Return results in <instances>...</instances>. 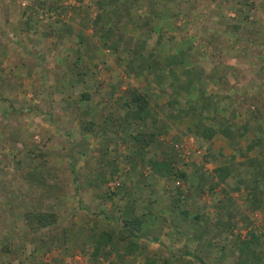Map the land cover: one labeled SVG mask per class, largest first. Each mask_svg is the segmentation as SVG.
<instances>
[{
	"label": "rangeland",
	"instance_id": "rangeland-1",
	"mask_svg": "<svg viewBox=\"0 0 264 264\" xmlns=\"http://www.w3.org/2000/svg\"><path fill=\"white\" fill-rule=\"evenodd\" d=\"M143 1L140 0V8L134 7L130 14L132 17H139L140 23H143L145 27L151 26V24L147 26L144 20L148 10L154 7V1L158 2V8L163 12L162 18L152 24L154 32H157V28L163 27V45L157 52L159 56L164 58L167 54L181 53L184 56L183 68L185 72L189 71L188 76L195 81L221 79L222 83H218V96H221V103L224 104L228 103L225 96H231L229 107L232 108L228 117L233 119V122H237V125L253 118L250 114L255 111L262 115H255L252 123L253 121L256 124L264 123V0ZM31 4L32 8L38 9L39 14L38 16L24 15L22 19L25 25L22 24V27L19 23L17 28L14 26L6 28L4 18L0 17V73H4L0 75V173L6 171L7 174H13L8 177L16 186L14 181H19L18 174L23 173L22 170H29L26 164L31 163L29 160L32 159L35 167L29 170L28 179L33 178L35 184L40 187V212L54 213L58 221L57 211L62 210L61 213L63 211L67 213V210H71L72 207L65 208L64 205L70 201L74 204L76 200L75 195H71L74 184L68 165L69 158H73V162L75 164L77 162L83 171L90 169L94 173L99 170L96 169L94 162L96 155L102 154L104 150L96 137L97 134H94L100 130L84 129L86 124L92 122L93 114L87 115L85 113L88 111L87 108L85 112H77L75 109L79 104L78 99L73 95V92H76L73 88L77 87L76 74L82 73V77L84 73L91 72L92 76L89 77V82L86 80V83L97 94V98L93 97L96 101L98 99L105 101V97H102L105 96L103 93L110 91L109 85L99 79L102 73L106 75L105 79L115 80L117 87H138V82L124 76L119 78L122 74L115 64L114 54L103 43L106 39L100 38V30L95 37L91 35L93 25L90 26V19H94L98 12L95 0H40L38 2L35 0ZM34 13L33 11L32 14ZM71 22H75L79 27L86 24L80 40L78 37L68 36V34L71 35L70 31L72 33V27H74ZM52 26L59 27L60 31L56 32L55 29L54 32ZM82 43L94 46L89 51ZM8 44H11V49L8 48ZM5 51L8 56L4 54ZM79 56H86L88 59L101 57V59H98V65L90 69L91 71L77 60L74 62L76 69L71 71L72 69L65 63L68 61L67 58L75 61ZM116 90L118 91L114 87L115 93ZM193 90L198 91L197 87ZM193 97L195 98L196 94ZM196 107L199 109V106ZM91 112L94 111L91 110ZM219 114L222 115L223 112ZM102 115L105 116V113L100 115L97 112L93 115L94 120L102 119ZM177 119L179 121L180 118ZM177 124H174L175 128ZM183 127L178 126L179 133L192 137L194 142H190V154L187 160L184 159L182 162L179 158L174 168L177 172L184 173L185 178L174 177V180L170 181L169 176L168 180L164 177V181H161V178H157L159 174L155 175L156 177L152 175V178L141 177L152 169L147 167L151 165V161L140 162L139 171L135 174L131 171L128 175L129 171L125 172V170L129 163L120 161L116 157L118 161L113 160L112 165L105 167V172L97 176L95 183L90 182L89 179L84 181L86 179L84 178L83 185L76 194L79 199L83 198L81 207L87 208L92 214L85 213L80 206L78 209L73 207L63 227L68 230L59 231L56 227L41 228L40 238L34 241L31 248H26L29 249L26 254L30 256V250L36 244L35 247L40 246V257L35 258L37 259L35 264H95L96 262H91L94 258L87 253V247L81 245V240L77 238L70 240L71 235L85 232L92 236V233L102 230L103 224L110 229L113 228L110 231L117 236L116 241H126L128 238L119 239L118 227L96 214L102 210L111 220L110 213L114 208L113 217L121 223L122 219L129 216L130 206H135L136 197H147L148 201L153 199L159 202L157 198L161 194L164 197L163 201L170 207L169 217L174 218L169 221L167 217H160L162 224L155 235L164 247L159 245L152 249L149 245H143L148 244L147 242H142L139 251V246L137 249L136 244L132 246L131 243L126 242L124 250L116 256L114 254L113 258L110 257L107 264H146L147 261H155V264H199L190 257H178L184 250L201 256L205 264H240V259L245 258L238 259L239 252L232 243L238 244L249 232L256 231L263 234L259 246L260 254L257 253L260 256L257 264H264V209L251 211L247 204L246 187L237 183L239 177L256 178L254 169L252 170L255 174L249 169L248 173H245L247 165L242 162L244 156L257 153V148L252 152L244 150L247 141L253 135L248 133L246 138L240 141L236 139L235 132H231V138L236 145L233 151L226 139L224 142L216 140L217 147L214 149L213 143L192 134L187 130V125ZM138 130L143 129L140 127ZM148 139L149 136H147ZM118 146L110 144L108 148L115 151ZM208 150L217 157H210L206 162L204 155ZM229 150L234 154L232 158L235 155L237 158L231 162V166H228L225 160L228 156L226 152ZM152 151L153 149L149 151V154ZM156 151L154 153L159 155V151ZM197 151H199L198 155ZM111 156L115 155L111 154ZM125 157L127 161L133 163L128 154ZM115 165L117 171L114 169L112 172L111 169L116 168ZM221 166L227 167L228 175L224 181L221 180V176L219 180L214 181L213 170ZM17 168L21 171L15 170ZM263 171L264 169L261 170V175ZM249 173H251L250 176ZM192 177L194 182L201 177L203 179L204 186L199 189V192L189 189L191 186L188 188L187 178ZM155 178L158 182H163L164 190L152 191L148 194L149 190L158 187L153 183ZM24 180H26L25 177ZM126 180L138 182L143 190L147 189V194L137 190L139 188L137 184ZM97 184L103 187L102 190L97 188ZM220 185L222 186L218 193L215 190ZM22 186L24 185L20 182L19 187ZM21 189L24 191L25 187ZM45 190L54 192L50 199L53 202L55 199H60L59 207H49L44 204ZM85 191H87L86 196H84ZM229 192L233 196L229 195ZM28 193L30 195V192ZM221 195L224 196L222 200L219 199ZM230 196L232 199L229 198ZM115 198H124V200L127 198L125 201L127 211L124 212L125 207L120 209L123 214L117 213L118 209L113 206ZM228 198L233 200L235 206L231 205L233 203ZM207 208L211 211L209 212L211 217H208ZM153 211L154 209L151 213ZM188 212H198V216L200 215V220L194 219L200 231L202 227L205 228L202 224L206 221L220 219L221 221H216L217 225L221 226L220 231H217V238L213 241L214 232L207 230L202 237L198 235L200 232H196L195 226L190 221L193 217L189 216ZM143 216L145 218L144 214ZM225 218H228L230 222ZM23 227L24 233H32L27 228L25 220ZM169 229L173 235L168 231ZM101 233L102 231L97 236L93 235L98 242ZM145 233L154 235V232L150 230ZM22 242L24 239L19 243ZM112 246L114 243H109V247ZM132 249L133 251L130 252ZM138 251L140 253L136 254ZM15 252V257L22 253L20 249ZM0 253L12 254L11 243L1 242ZM1 258L3 260L5 256Z\"/></svg>",
	"mask_w": 264,
	"mask_h": 264
},
{
	"label": "crops",
	"instance_id": "crops-1",
	"mask_svg": "<svg viewBox=\"0 0 264 264\" xmlns=\"http://www.w3.org/2000/svg\"><path fill=\"white\" fill-rule=\"evenodd\" d=\"M35 0H0V17L4 18V25L7 27L9 26H14L18 27L17 25L20 23V27H22V24L25 25L24 15L27 16H38L39 12L36 7L32 8L31 2ZM37 2L40 0H36ZM56 1V0H55ZM143 1V0H142ZM140 0L135 1V7L138 9L140 8ZM144 2V1H143ZM16 3V5H14ZM2 4V5H1ZM138 6V7H137ZM150 8V7H149ZM32 10V11H31ZM31 11V12H30ZM35 12L32 14V12ZM136 19V17H133ZM102 19H104L102 17ZM111 23V22H110ZM133 23H136L135 25ZM71 24L74 26L72 27V33L70 31V34L68 36L70 38L73 37H78L80 40V36L82 35V32L84 31V27L86 24H82V27H79L76 25L75 22H71ZM59 25V24H58ZM92 25V19H90V26ZM113 27H116V33L115 37L116 40L118 41H123L126 42L128 45H134V44H143L144 42L146 43V39L150 38L151 41L155 39V36L153 33L150 32V28L145 27L143 23L140 22H135V20L128 21L125 19L124 20H119L116 21ZM151 27V26H150ZM53 31L56 32L60 29L59 27L56 28L54 26L51 27ZM92 36H96V27H93V30H91ZM60 33V32H59ZM59 40H61L60 36H58ZM118 38V39H117ZM154 38V39H153ZM149 40V41H150ZM105 41V40H104ZM107 41V40H106ZM150 41V42H151ZM112 41H107L106 42V47L110 48V52L114 54L115 58V64L117 65L118 69L120 70V77H128L130 80H135L137 83V86L134 83V87L127 86V87H117L115 80H110L109 78L105 79L104 73L101 74V79L100 81H105L107 85L110 87V91H107L103 93L105 96V101L98 99L93 100V97H98L96 93L92 91V89L87 85V82L89 77H91V72L85 74L84 76L81 77L82 73L76 74L75 78V85L77 87H74L73 90H76V92H73L74 98L78 99L79 104L77 107H75L77 112H82V111H87L86 108L88 109L87 112H85L87 115L89 114H97L100 113H105V116H101L102 119H96L92 115L93 118L92 122H94L95 126L92 127L94 131L100 130L97 134L96 137H98V141L100 142V146L102 144V148H104L102 154L96 155V158L94 161L95 166L98 172L92 173V171L89 169L87 171H83L82 168H79L77 162L76 164L73 162V158H69V168H70V173L72 174V183L74 184L72 186V193L71 195H75L76 200L70 201L67 205H64L65 208H73L75 207L76 209L79 208L81 210H84L85 213H91L87 208L81 207L82 200L83 198L79 199V197L76 196V194L79 192L80 187L83 185V179L86 178L84 181L87 179L90 180V182L95 183L94 181L96 180L97 176H99L100 173L105 172V167H108L112 165V161H118L116 160V157L120 161H124L125 163H129L126 167V171L128 172V175L131 173L138 172L139 171V163L140 162H153V161H160L162 159H166L167 161H171L173 165H175V162L181 159L183 162L184 159L187 160L188 155L190 154V142H194L192 137H187L183 135L182 133L180 134L178 131V126H184L185 125L189 126L190 124L193 123L194 120L191 119L189 115L185 117L184 119H181V116L183 114H189L188 111H186L185 106H190L188 104L191 103V99L193 95L197 94L196 90H193V85L189 87V82L190 80L193 81L190 76L186 73V75L180 76L181 81L184 83V85L188 86L186 89V92H183L184 95V104L183 106L181 105H174L172 107L167 106V100L168 99H174L177 97V94L175 93L174 90L169 91V94H164L162 93V89L159 86V80L155 76L154 73H149V72H144L143 74H135L134 72L126 73L127 71V64L128 60H119L118 59V54L111 49V45L113 44ZM70 43V42H69ZM75 43V42H74ZM104 43V42H103ZM85 46V49H89V51L93 48L94 45H90L89 43H82ZM86 44V45H85ZM69 45V44H68ZM161 45H158L157 47V52H159V49L161 48ZM132 47V46H131ZM8 48L11 49V44H8ZM7 50V49H5ZM6 56H8L7 51L4 53ZM97 55V52H96ZM171 55V54H167ZM166 56V55H165ZM184 57V56H183ZM82 58V61H81ZM162 58V57H161ZM160 58V59H161ZM84 59V60H83ZM92 57V59L86 58V56H79L75 61L71 58H67L68 61L65 63L68 64V67L72 69L71 71L75 70V65L74 62L78 60V63H82L85 67H87L89 70L92 69L94 66L98 65V59L100 60L101 57L97 58ZM163 59V58H162ZM65 60V59H64ZM81 61V62H80ZM81 65V66H82ZM103 65V64H102ZM129 65V64H128ZM74 66V67H73ZM72 67V68H71ZM83 67V66H82ZM70 71V72H71ZM91 71V70H90ZM4 73H0V75H3ZM86 75V76H85ZM86 77V78H85ZM97 80V79H96ZM209 80H211L209 83ZM95 81V80H91ZM199 81V82H198ZM198 84H196V87L198 89V92L201 91L204 96H210L213 95L215 98L217 97L219 100L220 97L218 96V81L213 80V79H201L198 80ZM132 82V81H131ZM116 87L118 91L116 90V93L113 91V88ZM130 87L132 90H130ZM79 88V89H78ZM77 90H80L77 92ZM142 92L144 94L146 100H147V107L144 111V113H141L139 115L135 110L136 108L132 106L131 103V94L130 91H138ZM183 91V90H181ZM139 92V91H138ZM73 95L70 96L73 97ZM85 95V99L82 98V96ZM73 98V99H74ZM180 98V97H179ZM182 107V108H181ZM94 111V112H91ZM107 113V114H106ZM222 113V112H220ZM224 112L222 116H224ZM107 116V117H106ZM177 118H180L179 121ZM175 121V122H174ZM225 120H219L217 123H215L214 126L217 127V133L214 135V137L211 139L210 143H213V148L215 149L217 147V141H225V139L228 141V143L232 147V151L234 149V141L231 138V133L227 131V126L228 124L225 123ZM185 122V124H184ZM177 124V128H175L174 124ZM98 127V129H96ZM142 128L143 130H138L139 128ZM147 129V131H145ZM193 134V133H192ZM147 136H149V139L147 140ZM116 140V141H115ZM110 144H117L119 145L118 148H115V151H112V148H108V145ZM122 146L121 148H119ZM236 146V145H235ZM219 148V147H218ZM150 149V150H149ZM153 149L152 153L149 154V151ZM159 151L158 153H154L155 151ZM156 151V152H157ZM194 151V150H193ZM199 151L196 152L198 155ZM231 153V154H230ZM111 154H114L115 156H111ZM129 155L130 158L133 160V163H130L129 161L126 160L125 155ZM226 154L227 159H225L228 162V166H231V162L235 161L236 155L232 158L234 155L231 150L227 151ZM71 157V156H70ZM236 158V159H235ZM31 163L26 164L27 168L29 167V170H31L33 167H35L33 160L30 159L29 162ZM117 165V164H116ZM115 165V166H116ZM225 165V164H224ZM125 167L124 165H122ZM18 167V166H17ZM101 167V168H100ZM148 169L151 167V165L147 166ZM175 167V166H174ZM3 169V168H2ZM36 169V168H35ZM73 169V170H72ZM95 169V170H96ZM114 169L117 171V166L116 168L111 169L113 172ZM176 171V168H174ZM17 171H21V169H15ZM29 170H22L23 173L18 174L17 178L19 179L18 182L16 180L14 181L16 186L13 185V180L10 179L13 174H7L6 171L3 173H0V244L1 242H4L5 244L11 243L12 247V254H4L2 255L0 253V264H35L36 260L35 258L40 257V246L38 245L37 247L36 244L32 246L33 249L30 250L31 254L30 256L26 254V251L29 249L26 248H31L30 246L34 243V241H37L40 238V229L38 230H33L31 231V234L24 233L22 229H24L23 224H24V215L30 211H40V187H38L35 184V180L28 179V175L30 173ZM150 170V169H149ZM148 170L146 175H141V177L145 178L146 176H150V178L156 177L155 175H158L153 172L151 169L150 171ZM40 171V170H39ZM214 172V181L219 180L218 178L220 177L217 168L213 170ZM127 175V177H128ZM9 176V177H8ZM231 176V174L229 175ZM24 177L26 180H24ZM167 180L169 176H164ZM164 177L162 176H157V178H161V181H164ZM174 177L170 176V181L174 180ZM200 178V177H199ZM231 178V177H230ZM24 180V181H23ZM78 180V182H77ZM132 180V179H131ZM131 180H126V181H131ZM192 178H187V182L189 183L188 188L192 189L194 192H199L201 187L204 185L202 183L203 179H196L195 182L193 181ZM22 182L24 186L21 188L25 187V190L22 191V189L19 187V183ZM132 184H137L139 188L137 190L143 191L142 193H146V190H143L142 186L138 182L131 181ZM166 182V181H165ZM153 183L158 186L157 188L153 190H149L150 192L148 194H151L152 191H160L164 190L163 189V182H158L157 179L155 178L153 180ZM195 183V184H194ZM176 184H179V182H176ZM129 185V184H127ZM97 188H101L102 186L97 184ZM221 186L217 187L215 190L216 192L221 190ZM89 190V189H87ZM46 193L43 196V200H45V205L46 206H54V207H59L58 205V200L60 199H55L53 202L52 200V195L54 192L50 191L48 192L45 190ZM30 192V195L29 193ZM219 193V192H218ZM39 194V195H38ZM87 195V191L84 192V196ZM229 195L233 196L230 192ZM229 197L232 199V197ZM224 196H219V199L222 200ZM228 198V200H229ZM234 198V197H233ZM164 197L160 194V197L157 198L159 202L154 201L153 199H150L148 201L147 197L146 198H141V197H136L134 205L130 206L129 210V215L132 213L135 214H144L145 218L142 222V225L140 227V231H138L136 236H138L137 239L135 238H128L126 241H116L117 236L113 233L111 235L110 243H114V246L109 247V243H105V240H99L103 241L104 243L101 244V246L98 247V251L94 252V245L96 244V238L93 235H98L101 231L102 232H109L110 229L107 226H103L102 224V230L101 231H96L92 233L93 235L90 236V234H87L85 232L81 234H73L71 235L70 240H81V245H84L87 247V253H89L90 257L94 258L93 261L91 262H96L95 264H107L106 262L109 260V258H113V255L115 254L118 255V253L122 252L124 250V245L126 242L131 243V244H136V247L138 249L139 246V251L141 250V244L142 242H147L148 244H143V245H149L152 247V249H155L153 247L159 246L164 247V244L160 241L157 240L158 237H156L159 231V228L161 227V221L162 218L160 217H167L168 220H173V217H169V212H170V207L163 201ZM127 200V198H126ZM124 198H115V202L113 203V206L115 209H118L117 213L123 214L122 210L125 207V211H127V204L125 203ZM235 200V198L233 199ZM233 200H229L233 204L232 206H235ZM154 203V204H153ZM62 205V204H61ZM205 205V204H203ZM146 206V207H145ZM71 208V210H72ZM60 209V208H57ZM154 209V211L151 213V211ZM71 210H67V213L64 211L61 213L62 210L57 211L58 212V221L51 227L46 228V229H51V228H58L60 231L68 230L63 228L65 225V222L68 220L70 217ZM103 212L102 210H100ZM208 211V217L210 216L211 211L209 208H207ZM132 212V213H131ZM210 212V213H209ZM189 213V212H188ZM198 212H192L189 213L188 215H192L193 219H191V223L195 226L196 232L199 231L198 235L202 237V235L205 233V231H212L214 232L213 235V241L217 238V231H220L221 226H218V222L216 221H221L219 220H214L213 221H206L202 225L205 227L201 229L196 226L195 217L198 216ZM92 214V213H91ZM115 210L114 208L111 210L110 215H112L111 218L117 220V218H114ZM119 215V214H117ZM200 216V215H199ZM166 218V219H167ZM104 219V218H103ZM226 219V218H225ZM187 220V219H186ZM197 220V219H196ZM200 220V219H199ZM228 220V218L226 219ZM247 220V218H246ZM118 221V220H117ZM229 221V220H228ZM184 222V218H183ZM216 222V223H215ZM230 222V221H229ZM238 222V221H237ZM103 223V222H102ZM122 223V222H121ZM228 223V222H227ZM114 224V223H113ZM120 224V223H119ZM224 224V223H223ZM238 225V223H234ZM115 227H118V225L114 224ZM200 225V226H202ZM233 225V224H232ZM241 225V224H239ZM216 226V227H215ZM244 226V225H242ZM249 226V225H247ZM207 227V228H206ZM152 228V229H151ZM217 228V229H216ZM104 229V230H103ZM42 230V229H41ZM44 230V229H43ZM153 231L154 235L150 236L149 234L145 233L146 231ZM248 230H251L248 228ZM168 231L171 232L169 229ZM111 232V231H110ZM101 235V234H100ZM99 235V236H100ZM162 235V234H161ZM159 235V236H161ZM173 235V233L171 234ZM171 235L169 237H171ZM210 235V234H209ZM24 239V242L19 243L21 240ZM89 238H91L89 240ZM20 240V241H19ZM114 241V242H113ZM116 241V242H115ZM122 241V242H121ZM31 242V243H30ZM158 244V245H157ZM2 248V247H1ZM20 249L22 253L20 255L18 254L15 257L16 250ZM137 252L136 254L140 253ZM99 252V253H98ZM5 259L2 260L1 257H4ZM140 256V255H139ZM141 257V256H140ZM19 260H17V259ZM135 258V257H133ZM35 259V260H34ZM5 261V262H4ZM13 261V262H11ZM140 262V259H139Z\"/></svg>",
	"mask_w": 264,
	"mask_h": 264
},
{
	"label": "trees",
	"instance_id": "trees-1",
	"mask_svg": "<svg viewBox=\"0 0 264 264\" xmlns=\"http://www.w3.org/2000/svg\"><path fill=\"white\" fill-rule=\"evenodd\" d=\"M135 1L136 0H95L98 12L96 13L94 19H92V25L93 27H96L97 34L100 30V38H105L107 41L113 40V44L110 47L112 51L118 54L119 60L129 59V65L127 64V70H125L127 71L126 73L134 72L135 74H143L146 71L154 73L160 81L158 84L162 89V93L169 94V91L174 90L177 94L176 98L167 100V106H183L185 98L184 95L181 94L186 92L188 87L184 85L180 77L186 75L187 73L183 68V55L181 53L176 55H166L162 59L157 53V47L158 45H161L163 41V27L157 28V32H154L152 25L162 18L163 12L162 9L158 8V2L154 1V7L151 10H148V13L145 16L146 20H144V23L147 24V26L151 24L149 33H153L154 35L155 33L157 34L155 39L153 38V41H151L152 39L150 40V38H147L146 43H136L134 45H131L130 43V45H128L126 42L116 40V27H113V24L116 21L125 19V21L135 20V22H140L139 17H136L135 19L130 14L132 9L135 7ZM102 17L104 19H102ZM133 24L135 25L136 23ZM107 41L104 43L106 44ZM198 82L194 79L193 81L190 80L189 87L193 85L192 88H195ZM218 83H222V80L219 79ZM130 90H132V88H130ZM130 94L132 106H134L136 108L135 111L141 115V113H144L148 105L144 94L138 91H130ZM84 97L86 96L83 95L82 98L85 99ZM213 97V95L206 97L201 91H197L196 97H193L194 99L190 98L191 103L188 104L190 106H185L184 108L189 114H183L181 119H184L187 115H189L194 121L188 126L187 130L198 136L200 139L208 142H210L217 133V127L214 125L221 119L225 120L224 124H228L227 131L230 133L235 132L236 139H240L241 141L246 138V134L248 133H251L254 136H252L251 139L247 138L249 140L247 141L244 150L252 152L257 148V153L252 156H244V160H242V162L247 165V167H245V173H248V169L251 173H254L252 170L254 169L256 172V174L254 173L256 178L251 179V173H249L250 178L245 176L241 178L239 177L237 183H241L244 187H246V199H248L247 204L251 211L264 209V171L261 175V170L264 169V135H262L264 134V123L257 122L258 124H256L254 121L252 123L254 116H261L262 113L257 111L254 113L252 112V114L249 113L253 118L249 121H243L241 124L237 125V122H233V119L228 117V113L229 115L231 114L232 108L229 107V100L231 99L229 97L231 96H225V100H228V103L226 102V104L221 103V96H219L220 100L214 99ZM196 106H199V109H196ZM220 112H224L225 115H220ZM94 125L95 124L93 122H90L86 124L84 129L91 130ZM210 157L214 158L217 157V155L212 154L211 151L208 150L207 154L204 155V161L208 162ZM151 168L154 173L159 174L162 177L173 176L181 179L185 178V174L175 171L173 163L171 161H167L166 159L153 161L151 163ZM217 171L221 176V180L224 181L228 175L227 167L221 166L217 168ZM96 215L102 216L105 220L118 225L119 239H137L138 236H136L135 233L140 231V227L144 220V216L142 214H132V217L130 214L127 218L122 219L123 222L119 224L118 221L113 218L109 220L110 218H107L101 211H99ZM195 218L198 220L200 219L199 216H196ZM24 220L27 228H29L30 231H33L41 228H48L54 225L57 222V217L54 213L30 211L24 215ZM111 235V232H102L100 239L103 241L105 240V243H110ZM261 237H263L262 232H249L246 238H243L238 244L232 243L233 246H236L239 252L238 259L243 257L245 258L244 260L240 259V264H257L260 258L258 254H260L259 246L261 245ZM101 240L99 242L96 240L97 242L94 245V252L98 251L100 243H104ZM132 251L133 249L130 252ZM182 256L190 257L199 264H205L201 256L191 253L189 250H184L178 257ZM155 263V261H147L146 264Z\"/></svg>",
	"mask_w": 264,
	"mask_h": 264
}]
</instances>
